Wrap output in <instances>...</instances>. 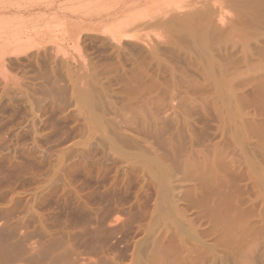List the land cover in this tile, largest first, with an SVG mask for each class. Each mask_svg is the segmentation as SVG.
I'll use <instances>...</instances> for the list:
<instances>
[{"label":"bare ground","instance_id":"6f19581e","mask_svg":"<svg viewBox=\"0 0 264 264\" xmlns=\"http://www.w3.org/2000/svg\"><path fill=\"white\" fill-rule=\"evenodd\" d=\"M22 1L0 0V21H4L0 27L5 23L11 25L9 29L5 25L0 33L1 54H17L33 44L34 19L29 18L32 14L28 17L15 12L8 20L7 14H2L11 9L21 11ZM146 1L142 5L145 7H132L139 10H133L136 13L132 15L127 12V16L123 15L125 19L121 16L117 25L113 23L115 31L110 30L108 34L114 36L107 40L103 60L94 64L89 61L93 64L91 82L98 85L94 91L101 90L100 99L96 96L99 99L96 100L86 89L80 95L86 105L102 108L101 113L90 110L85 119L90 139H97L101 134L102 141L107 140L114 153L115 157L111 156L112 168H115L113 186L110 183L112 190L122 183L133 191L129 202L118 196V200H122L119 206L129 203V208L117 206L114 209L124 216L117 228L124 231L136 225L139 237L149 244L146 264H216L218 258L248 263L254 253L264 248V0H185L182 13L165 11L163 5L168 0ZM148 19L159 20L165 28L172 25L173 30L177 25H180L178 29L184 26L179 30L185 32L187 45H178V42L172 45L158 42L160 45H157L152 40L149 43L141 40L140 45L126 44V39H135L133 32L141 25L140 21L147 23ZM72 26L80 30L76 29L77 24ZM114 84L119 85L118 88L109 92L106 88ZM16 205L0 209V264H25L28 259L24 256L25 249L4 251L8 243L13 244L7 239L24 237L31 224L38 226L36 222H41L42 218L49 220L50 213L45 212L48 216L43 214V217L44 212L39 213L40 205L39 215L33 213L29 220ZM115 229L111 228L108 233L111 235ZM93 230L99 233L97 227ZM47 231L46 237L52 234ZM29 243L27 251L33 259L34 253L45 254V242L36 239ZM28 260L30 262V257Z\"/></svg>","mask_w":264,"mask_h":264},{"label":"rangeland","instance_id":"374dc122","mask_svg":"<svg viewBox=\"0 0 264 264\" xmlns=\"http://www.w3.org/2000/svg\"><path fill=\"white\" fill-rule=\"evenodd\" d=\"M169 1L173 2L170 3ZM172 1L168 0L167 4L163 5V7H166L165 11H178L179 13L185 11L184 6L187 3L185 0H177L178 2L176 0L175 2L174 0ZM145 2L147 3L146 0H23L22 3L24 7L21 8V11H15L14 9L2 11V14H7V20L8 17L14 16L15 12L25 13L28 17L32 14L33 17L31 16L29 18L34 19L32 23L34 26L31 33V37H34L32 46H27L28 48L25 47L23 51L21 50L17 54L4 55L0 53V209L9 206L13 207L17 204L19 206L16 205V207H21V212L23 211L21 214L24 215L23 213L25 212L26 217L29 216V218H27L28 220L30 216H34L33 213L35 216L39 215L38 212L40 207L42 208L39 213H42V211L44 212L41 216L43 214L44 216H48L46 213H50L49 220L42 218L43 220L39 222L40 224L36 222L38 226L31 224V227L27 230L29 233L26 232L25 234V236L28 235L26 236L28 239L31 237L30 240H27L25 236H21L20 238L17 236L15 238L16 240L14 239L15 236L7 239L8 242H12L13 244L8 243L4 251H17V248L18 250L21 248L25 249L26 252L24 256L26 258L28 257V259L30 257L31 259L30 262H28L29 260L27 259L25 264H80V262L81 264H146L145 256H147V247L149 244L144 238L142 239L139 237V233L136 231V225L131 226L133 229H128L127 227V231L126 229L123 231L117 228L124 220V216L122 217V214L119 215L120 213H115L114 210L117 206L124 207V205L119 206L121 199L118 200V196L122 199L124 198L123 201L126 200L124 202H129L127 200L132 199L133 191L128 190L122 183L119 184V187L122 185L124 188L120 187V189L117 186V191L112 190L113 179H115L113 178L115 176V168H112V162L114 160H112V157L114 153H112V150L109 148L107 140H105L106 142L104 140L102 141L103 136H100L101 134H98L96 137L97 139L93 138V140L90 139L89 130H87L88 126L85 117L88 116L90 110L93 111L95 109V112L101 113L102 108H98V106L94 108L86 105L87 103L80 96L81 92L86 89V92H92L93 95L91 93L90 95L94 96L96 100L100 99L101 90L96 89V91H94V88H97L98 85L95 86V83L91 82L92 79L90 76L93 71L90 69L92 68L91 65H93L94 62H101L103 60V50L105 45H108L107 40L109 37L114 36H109L113 33L108 34V32H110V30L115 31V25L122 20L121 18H123V15L127 12L130 13H128L129 15H132L135 8H139V6H141V8L145 7L142 6L145 5ZM26 6L28 7L26 8ZM179 6H183V9L180 10ZM171 7L174 8L171 10ZM33 13L36 14L34 15ZM161 15L163 16L164 14ZM165 16L169 17L168 15H164V17ZM125 18L126 17L123 19ZM146 20L147 19H145V22ZM157 21L158 23L156 25ZM2 22L4 21H0L1 25L3 24ZM74 22H77L76 24L78 27L76 29H80V33L72 26H76ZM82 22H84L83 25H85V23L87 24L85 26L80 25ZM140 22L145 23L144 20ZM156 22L154 20L151 22L148 19L147 23H141L133 32V34H135V36H133L135 39H126L125 43L134 45L135 42L140 45V43H149L152 40L154 44L157 45H162V43L163 45H172L175 42H178V45H187V40L184 35L185 32L182 30L183 34H181V30H179L181 28L183 29L184 26L178 29L180 25H177L173 30V26L168 25L167 28L171 26V30L175 31L173 32L165 28L166 25L164 24L163 26L162 22L159 23V20H156ZM113 23H115V25ZM139 23H137V25H139ZM5 25L6 23L0 27V33L2 29L5 30ZM87 25L92 26V28H89L90 26L86 27ZM95 25L99 27L96 26L95 28ZM7 26L8 28L6 29L11 27L10 24H7L5 27ZM82 26L83 30L86 29V31L82 30ZM34 28L36 29L34 30ZM141 40L143 42H141ZM158 42L161 43L159 44ZM91 60L93 64L89 62ZM92 86H94L93 90ZM117 86L119 85L114 84L111 85V87L108 86L106 89H108L109 92H111L112 89L115 91L118 88ZM88 87H90L92 91L88 89ZM96 96H98L99 99H97ZM90 107L92 109H90ZM85 112L86 114H84ZM101 146L104 149H102ZM101 149L106 151H103V156L101 154ZM95 153H97L98 156L96 155L94 160L93 156ZM90 159L93 160L91 161ZM63 161L65 163H63ZM93 161L96 163L94 164ZM110 165H112V171H110L111 168L109 169ZM98 168L99 170H97ZM105 185H108L109 188L108 186V189L105 188ZM93 187L96 188V191ZM90 188H92L93 191ZM98 188L101 189L98 190ZM119 189L122 190L121 193L118 192ZM106 192H108V194ZM87 193L89 195L92 194V197ZM112 202L118 204H113ZM124 208H129V203H126ZM44 223L47 226H45ZM44 226L46 227V231L48 230L47 233H49V231L52 233H50L51 235L48 234V238L46 237L47 234L45 229L42 228ZM95 227H97L99 231L98 234L101 235L98 236L97 232L95 233V230H93ZM111 228H116L117 231L120 230L123 233L120 231L114 232L115 229L110 235L108 231H110ZM51 229L53 231H51ZM105 229L107 230L105 231ZM105 232L108 233L109 236H107L108 234ZM93 233L95 238L93 237ZM43 234L46 235L43 236ZM95 234L98 237H96ZM105 234L106 237L104 236ZM49 236L52 237V239L54 237V240H56L52 241ZM9 239L13 241H9ZM34 239L41 241V243L45 242L43 244L47 250L46 251L45 248L43 249L46 255L42 254V251H40L41 254L40 252L36 253L37 255L34 253L35 256L32 254L35 261L32 256H30L31 253L27 251L30 246L28 242L31 244L32 241H35ZM25 240L28 242H24ZM137 240L140 242L137 243ZM16 241L17 243L14 245ZM48 241L51 242L49 243ZM46 243L51 244V246L46 245ZM12 245L14 246L12 247ZM10 246L11 248L8 250L7 248ZM48 248H50L49 251ZM50 250L52 252H50ZM253 255L254 256L248 263L243 264H264V248L258 250V252ZM83 258H85V260ZM140 258L141 260H138ZM218 259L215 260L216 264H236L240 262H235L231 259L227 260L226 258Z\"/></svg>","mask_w":264,"mask_h":264}]
</instances>
